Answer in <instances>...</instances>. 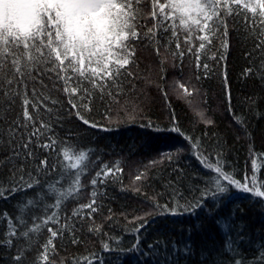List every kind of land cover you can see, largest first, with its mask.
I'll list each match as a JSON object with an SVG mask.
<instances>
[{
  "label": "trees",
  "instance_id": "16d2710c",
  "mask_svg": "<svg viewBox=\"0 0 264 264\" xmlns=\"http://www.w3.org/2000/svg\"><path fill=\"white\" fill-rule=\"evenodd\" d=\"M142 7L151 12L150 2ZM245 15L251 16L242 11L228 18L227 50L220 38H214L199 54L200 67L195 48L201 41L194 39V47L185 44L186 33H180L178 50L175 42L169 44L171 30H158L159 55L155 42L145 39L137 43L135 62L129 66L134 76L125 71L118 83L109 81L103 93L93 90L89 108H79L80 115L96 127L78 118L77 109L62 92L58 94L61 104L56 106L52 134L77 151L89 153L87 172L81 177L83 187L61 205L58 224L50 222L39 234L30 233V240L12 237L11 247L0 244V264H15L12 258L18 249H26L23 264H34L51 236L49 226L62 234L53 241L55 253L48 264H88L85 257L92 264H235L236 260L264 264V199L230 186L216 198L207 195L194 214L182 207L201 200L209 177L215 175L196 158L185 136L198 140L200 151L213 162L219 153L224 170L234 173L236 179L243 181L247 174L264 184V45L256 48L258 40ZM141 23L145 25L142 31L147 32L154 22L145 15ZM259 32L257 27L255 33ZM180 51L184 52L182 58ZM205 63L208 69L203 67ZM248 69L251 71L246 72ZM180 84L192 95H186ZM173 117L184 135L170 130ZM250 148L259 155H253ZM56 149L49 153L35 148L37 159L21 157L7 162L3 158L11 155V149L7 143L0 144V183H12L14 175H21V167L37 181L31 188L0 199V217L7 213L18 234L55 210L46 209L57 195L49 190L50 184L59 181L56 187L63 189L74 179L57 164L63 157L58 155L59 144ZM45 157L55 167L37 172ZM105 166L113 174L101 177L104 183L93 186L91 180ZM140 173L144 177L137 180ZM93 191L97 211L83 209L80 216H73L79 205L93 199ZM65 222L70 231L62 227ZM8 231V219H0V241L9 238ZM105 243L110 250L104 249Z\"/></svg>",
  "mask_w": 264,
  "mask_h": 264
},
{
  "label": "snow or ice",
  "instance_id": "6c2138e0",
  "mask_svg": "<svg viewBox=\"0 0 264 264\" xmlns=\"http://www.w3.org/2000/svg\"><path fill=\"white\" fill-rule=\"evenodd\" d=\"M149 2L150 13L142 7ZM242 11L251 14L245 15L244 20L253 29L252 34L258 40L256 48H260L264 45V39L261 38L264 37V0H0V121L3 122L0 124V144L7 143L11 149V155L3 159L7 162L21 157L25 160L37 159L35 148L53 153L59 144L58 155H62L63 160H58L57 164L65 174L74 176L67 188H57L59 181L49 185V190L57 195L55 203L46 205V209L55 210L46 215L42 222H34L26 231L18 234L12 219L4 213L0 219H8L9 238L0 241V244L6 243L11 247L12 237L19 235L30 240V233L39 234L50 222L58 224L61 205L69 198H75L83 187L81 177L87 172L89 153L77 151L68 141H61L52 134L56 106L61 104L59 93L62 92L67 97L68 104L77 109L78 118L85 124L96 127L80 115L79 108H89L93 90L98 89L103 93L109 87L108 82L118 83L117 78L124 75L125 71L127 76H134L129 66L135 62L137 43L145 39L155 42L159 55L158 30L163 29L165 33L171 30L169 44L175 42L178 50L181 49L180 33H186L183 37L185 44L194 47V39L201 41L195 48L197 67H200L199 54L207 44L213 43L214 38H220L221 46L227 50L228 18H235ZM145 15H150L154 22L147 32L142 31L145 25L141 23V18ZM257 27L260 28L258 35L255 33ZM164 47L167 51L168 45ZM192 50V47L188 48L189 53ZM183 55L184 52L180 51L181 58ZM203 67L208 69L209 66L205 63ZM250 71L251 69L246 70ZM179 86L186 95H192V91L185 85ZM109 95L112 93L109 92ZM205 123L210 124L211 121L206 120ZM148 126L153 127L151 124ZM170 130L184 135L176 126L174 117ZM185 139L191 144L196 158L205 168L215 173L209 177L201 200L182 205L185 211L194 214L196 209L203 207L202 201L207 195L216 198L227 193L230 186L264 199V184L259 183L256 176L249 178L246 174L243 181L236 179L234 173L224 170L219 153L213 162L200 151L198 140L193 142L188 136ZM250 152L259 155L251 148ZM165 155L171 159L170 153ZM40 165L43 167L37 166V172L55 167L49 165L48 157L40 160ZM253 167L255 170V160ZM19 170L21 175H14L12 183H0V199H8L23 188H31L37 183L32 172H25L24 167ZM69 170H72L71 173ZM116 171L121 169L117 167ZM110 174H113V170L105 166L96 173L91 184L96 186L104 183L101 177L106 178ZM143 177L144 173H140L136 179L141 180ZM96 195V191H93V199L88 204L79 205L73 211V216H80L83 209L96 212L97 208L93 207ZM164 207L166 209L167 206ZM172 214H176L175 209ZM20 222L23 223V220ZM62 227L71 230L67 222ZM95 230L99 231L98 228ZM47 231L51 236L42 245L43 251L34 264H48L51 255L55 253L53 241L62 233L50 226ZM89 231L93 229L90 227ZM76 242L74 239L73 243ZM103 246L106 251L110 250L109 244L105 243ZM227 246L231 249L230 240ZM49 248L52 249L51 252ZM25 251L26 249H18L16 256L12 258L15 264H23ZM185 251L189 249L186 248ZM83 259L92 264L87 257ZM235 264H243V261L236 260Z\"/></svg>",
  "mask_w": 264,
  "mask_h": 264
}]
</instances>
